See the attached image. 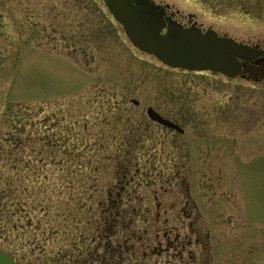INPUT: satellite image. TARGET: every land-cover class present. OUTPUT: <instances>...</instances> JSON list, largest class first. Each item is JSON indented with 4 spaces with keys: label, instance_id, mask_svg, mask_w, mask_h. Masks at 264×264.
Returning a JSON list of instances; mask_svg holds the SVG:
<instances>
[{
    "label": "rangeland",
    "instance_id": "1",
    "mask_svg": "<svg viewBox=\"0 0 264 264\" xmlns=\"http://www.w3.org/2000/svg\"><path fill=\"white\" fill-rule=\"evenodd\" d=\"M156 2L264 48V0ZM119 186L136 230L111 227L134 245L123 264H264L263 82L163 65L102 0H0V248L82 264Z\"/></svg>",
    "mask_w": 264,
    "mask_h": 264
},
{
    "label": "water",
    "instance_id": "2",
    "mask_svg": "<svg viewBox=\"0 0 264 264\" xmlns=\"http://www.w3.org/2000/svg\"><path fill=\"white\" fill-rule=\"evenodd\" d=\"M109 14L123 28L131 45L142 53L152 55L163 65L185 71H210L226 78L240 75L247 61L264 59V51L211 29L202 31L194 25L182 27L149 0H102ZM164 33H161L162 30ZM132 104L138 101L132 99ZM147 117L178 133L183 130L153 110L146 108ZM0 264H17L0 249Z\"/></svg>",
    "mask_w": 264,
    "mask_h": 264
},
{
    "label": "flooded vegetation",
    "instance_id": "3",
    "mask_svg": "<svg viewBox=\"0 0 264 264\" xmlns=\"http://www.w3.org/2000/svg\"><path fill=\"white\" fill-rule=\"evenodd\" d=\"M150 2L156 4V5H160V3L156 2V0H149ZM161 7V6H160ZM171 7V6H170ZM170 7H163L161 8L163 10V18L165 17H170L171 19L177 21L182 27H190L192 25H194V27L202 29L203 28L197 24L195 21H191V17L189 16V23L184 24L182 23L178 18H176V15L178 14V12H175L173 15L169 13L170 11ZM260 49L261 47H258ZM245 76L247 78L249 77H253V80L257 81V82H263L264 84V59L260 60V59H255L249 62H246L243 66V72L241 74L242 76ZM159 113V112H158ZM161 115V114H160ZM162 117H164L163 115H161ZM166 118V117H164ZM168 119V118H167ZM119 191L115 192V197L113 198L111 191H107L108 195H109V200H110V205L112 206L110 209H112V211H106V210H102L103 213L105 214V221L108 222V229L111 230V227H114L116 225H121L123 228L125 229H132V218H129V220H126L125 216L127 215L128 212H126V210H128L125 207H122V204L124 202L123 197H122V193L124 192L123 186H119L118 187ZM115 199V200H113ZM125 202H128L125 201ZM130 212L132 213V215H137V208L135 207H131ZM186 210V209H185ZM199 212V210H198ZM197 212V214H198ZM191 225V223L189 224ZM136 230L132 229L131 233H135ZM118 231L115 230H111L110 231V235H108L107 238H104L101 236V234L95 233V235L97 236V238H93V239H99V244H97L91 252H89L88 254V259L82 258V264H95L96 262H99L101 264H123V262L125 261L124 256H122V253L127 250H129V248H134L133 243L127 245L128 239L129 238H125L123 240V242H117L116 244L112 243V237L115 236L117 234ZM191 232H193V234H195V243L199 242L200 238H199V233H197L196 231L191 230ZM166 234V246L169 247H173V242H171L170 240V236H168L167 232ZM207 237V236H206ZM209 238V236L207 237ZM173 241H181V246L182 248L186 245V244H191V238L190 237H185L184 239L182 237L179 236L178 233H175V236L173 238ZM102 244V245H101ZM203 246V245H202ZM208 244L206 243V245L204 247H207ZM102 249L101 252H98V249ZM154 252V250H152ZM152 252V253H153ZM144 256L145 255V252ZM106 255L108 256V258L106 259ZM158 255V254H157ZM180 257L181 254L179 253ZM113 258H117L113 263H111V260ZM73 261H75L74 263L78 262V258L76 260L73 259ZM84 262V263H83ZM73 263V264H74Z\"/></svg>",
    "mask_w": 264,
    "mask_h": 264
},
{
    "label": "trees",
    "instance_id": "4",
    "mask_svg": "<svg viewBox=\"0 0 264 264\" xmlns=\"http://www.w3.org/2000/svg\"><path fill=\"white\" fill-rule=\"evenodd\" d=\"M94 237L95 238H97V236L96 235H94ZM77 258H74V260H76ZM75 262V261H74ZM82 262V261H81ZM79 263V261L78 262H76L75 264H78ZM84 263V262H83Z\"/></svg>",
    "mask_w": 264,
    "mask_h": 264
}]
</instances>
